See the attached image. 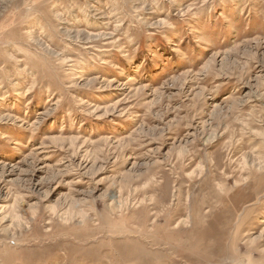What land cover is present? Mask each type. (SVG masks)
<instances>
[{
	"label": "rangeland",
	"instance_id": "374dc122",
	"mask_svg": "<svg viewBox=\"0 0 264 264\" xmlns=\"http://www.w3.org/2000/svg\"><path fill=\"white\" fill-rule=\"evenodd\" d=\"M0 264H264V0H0Z\"/></svg>",
	"mask_w": 264,
	"mask_h": 264
},
{
	"label": "bare ground",
	"instance_id": "6f19581e",
	"mask_svg": "<svg viewBox=\"0 0 264 264\" xmlns=\"http://www.w3.org/2000/svg\"><path fill=\"white\" fill-rule=\"evenodd\" d=\"M239 185H241V184H239Z\"/></svg>",
	"mask_w": 264,
	"mask_h": 264
}]
</instances>
